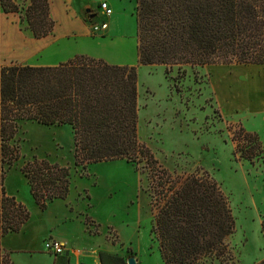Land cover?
<instances>
[{
	"label": "trees",
	"instance_id": "obj_1",
	"mask_svg": "<svg viewBox=\"0 0 264 264\" xmlns=\"http://www.w3.org/2000/svg\"><path fill=\"white\" fill-rule=\"evenodd\" d=\"M137 62L111 64L76 54L53 66L12 62L0 66V161L20 158L12 144L19 121L67 124L74 165L124 160L148 169L155 210L151 232L165 264H236L226 239L234 231L229 202L208 171L182 176L162 167L138 134L140 65H162L177 91L188 70L211 64L264 65V0H134ZM5 13L19 12L17 0H0ZM22 21L35 38L51 34L56 21L50 0H30ZM91 20V19H90ZM236 159L257 163L264 146L257 132L234 131ZM140 165V166H139ZM44 210L70 193V168L32 158L20 168ZM30 217L14 197L0 196V230L18 232ZM264 233V221L262 222ZM4 264H12L4 254ZM255 264H264V258Z\"/></svg>",
	"mask_w": 264,
	"mask_h": 264
},
{
	"label": "rangeland",
	"instance_id": "obj_2",
	"mask_svg": "<svg viewBox=\"0 0 264 264\" xmlns=\"http://www.w3.org/2000/svg\"><path fill=\"white\" fill-rule=\"evenodd\" d=\"M129 1L133 8L135 1ZM17 2L19 12L5 13L0 9V37L18 31L24 39H31L32 32L26 21L21 20L30 0ZM50 2L51 8L61 10V0ZM83 2L75 0L74 4L78 6ZM128 6V0H123L110 19L103 14L97 19L113 23L115 33L124 42L121 60L132 63L136 60L137 24L135 13ZM86 8L96 10L88 1L82 5L80 14L85 29L90 37L100 38L90 28V13ZM56 16L53 18L57 30H62L66 23ZM73 21L68 24L72 26ZM72 32L74 34L69 32L66 36L70 44L76 42L79 47L85 46L87 39H78L79 32ZM28 48L26 52L34 49L33 46ZM196 73L197 81L188 70L187 76L179 82L182 88L179 92L173 81L166 78L162 65L138 67V134L162 167L173 175L186 176L200 168L219 183L234 218V231L226 242L235 263L255 264L264 258V158L255 164L236 159L232 136L243 126L258 132L264 146V65L211 64L197 67ZM245 85L255 89L249 94ZM256 85L263 87L256 90ZM11 143L20 146L21 156L11 166L0 161V191L6 182L10 190L17 188L29 197L20 168L33 157L67 165L70 167L69 197L86 207V232L117 244L127 260L134 257L140 264H165L151 232L155 210L147 178L149 170L144 169L143 163L137 169L124 160L98 162L86 169L76 167L73 133L67 124L47 126L19 121ZM62 209L60 201L54 202L52 213L62 212ZM40 212L34 201L35 235L53 224L52 213ZM89 212L95 217L89 216ZM0 233L3 235L1 230ZM28 264H40V259H29Z\"/></svg>",
	"mask_w": 264,
	"mask_h": 264
},
{
	"label": "crops",
	"instance_id": "obj_3",
	"mask_svg": "<svg viewBox=\"0 0 264 264\" xmlns=\"http://www.w3.org/2000/svg\"><path fill=\"white\" fill-rule=\"evenodd\" d=\"M83 1L82 5L88 1L90 7L96 8L94 12L90 11V8H86L85 10L90 13L88 17L90 23V19L98 21L97 16L99 14H103L99 7L101 1H107L112 8V14L107 16V18L110 19L115 12H118L117 6L123 0H94L93 2H90V0ZM74 2L75 0H61L62 5L60 11L51 8L52 16L57 15L56 17L58 20L66 23L64 28H62L63 31L61 29L57 30L56 26L54 34H49L42 38L33 37L31 39H24L22 33L18 31H11V34L8 36L3 34L0 37V66L7 63L10 64L12 62L34 66H53L68 60L76 54H86L88 56L102 58L111 64H136L137 52L136 60L132 63H126V61L121 60V57L124 54V42L122 37L115 33L116 28L113 27V23L111 24L108 20H106V22H108V28L97 34L101 36L100 38L90 37L81 18L80 9L82 5L78 4V6H76ZM128 2V7L133 10L134 13L135 5L132 8L129 0ZM87 9H89V11H87ZM1 14L2 13H0V17ZM91 14H93V17H91ZM72 20H74L73 25L70 26L68 24L70 22L68 21ZM72 30L79 32L78 39H87L85 46L79 47V44H76V42H72V44H70L71 41L68 40L66 36L69 32L74 34ZM28 46H33L34 49L30 52H26V50L29 49ZM236 65L248 66L244 64ZM238 86L243 85L239 84ZM245 87L249 88V94L252 92L253 88L255 89V87L247 85H245ZM262 87L256 85V90L257 88L262 89ZM237 92H239L241 96H244L242 92ZM25 180L27 182L26 178ZM26 184L30 192L28 182ZM4 188L7 196L14 197L17 202L23 204L30 212L29 219L22 224L18 232H9L5 235H1L0 233V251L8 254L12 264H28L29 259H40V264H127V257H125L123 250L119 248L117 244L108 242L101 235L95 236L86 232V207L81 206L79 202H73L69 195L66 199L56 198L48 202L47 208L44 210H42L35 202V206L37 205V207H39L41 214L44 212L52 213L54 202L60 201L63 204L62 212L52 213L53 224L47 227L45 231L35 235V200L31 192L29 197H25L17 188L10 190V188L6 185V182L4 183ZM89 216H92L93 218L95 217L91 212H89ZM99 221L101 220L99 219ZM35 237H38V239ZM49 238L57 239L65 244V249L62 254L55 255L48 252L44 248L43 243ZM135 260L136 264H140L139 259L135 258Z\"/></svg>",
	"mask_w": 264,
	"mask_h": 264
},
{
	"label": "built area",
	"instance_id": "obj_4",
	"mask_svg": "<svg viewBox=\"0 0 264 264\" xmlns=\"http://www.w3.org/2000/svg\"><path fill=\"white\" fill-rule=\"evenodd\" d=\"M103 15L110 16L113 12L112 8L107 1H101L99 4ZM90 28L93 33H100L108 28V22L106 21H95L90 20ZM44 248L55 255L62 254L65 249V244L57 239L49 238L44 242ZM4 254L5 252L0 251V264H4Z\"/></svg>",
	"mask_w": 264,
	"mask_h": 264
},
{
	"label": "water",
	"instance_id": "obj_5",
	"mask_svg": "<svg viewBox=\"0 0 264 264\" xmlns=\"http://www.w3.org/2000/svg\"><path fill=\"white\" fill-rule=\"evenodd\" d=\"M87 11H89V9H87ZM91 17H93V14H91ZM128 264H136V260L134 257H129L127 260Z\"/></svg>",
	"mask_w": 264,
	"mask_h": 264
}]
</instances>
